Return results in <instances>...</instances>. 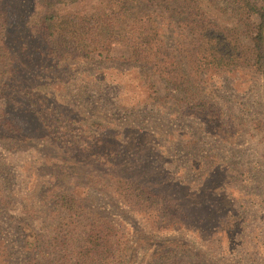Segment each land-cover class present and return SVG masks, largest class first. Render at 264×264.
<instances>
[{
    "label": "rangeland",
    "instance_id": "obj_1",
    "mask_svg": "<svg viewBox=\"0 0 264 264\" xmlns=\"http://www.w3.org/2000/svg\"><path fill=\"white\" fill-rule=\"evenodd\" d=\"M85 1L84 10L106 3ZM210 8L220 24L240 19L231 7ZM162 31L167 56L179 32ZM181 42L184 54H172L181 66L176 88L120 43L90 58L26 60L34 78L21 110L29 117L34 109L40 121L29 124L34 142L0 144V236L12 253L0 264H31L24 219L45 250L36 260L61 264L50 228L65 224L49 199L55 187L70 189L91 220L114 227L113 246L96 264H152L168 249H179L183 264H264V63L195 78L186 56L193 46ZM126 178L160 195L164 223L125 199Z\"/></svg>",
    "mask_w": 264,
    "mask_h": 264
},
{
    "label": "trees",
    "instance_id": "obj_2",
    "mask_svg": "<svg viewBox=\"0 0 264 264\" xmlns=\"http://www.w3.org/2000/svg\"><path fill=\"white\" fill-rule=\"evenodd\" d=\"M85 2L0 0L2 146L9 144V148L34 142L35 135H31L29 124L38 125L39 115L33 109L28 117L26 110L22 113L21 109L22 95L27 86L24 84L34 78L30 77V67L25 70V62L28 60L29 66L35 53L71 61L90 58L95 53H110L115 44H125L139 62L174 87L181 78V66L179 58L172 54L185 45L181 40H190L189 45L193 46V53L186 56L191 76L195 78L211 71H233L246 65L255 67L264 63V10L256 0H106L103 7L84 10L82 5ZM214 5L231 7L239 13L240 19L232 26L220 24L218 17L211 13L210 7ZM253 18L257 21H252ZM164 25L179 32L174 39L178 49L167 56L164 53L168 32L162 31ZM31 45L35 46L34 51ZM178 54L184 52L179 51ZM32 99L34 101L30 104L34 107L35 96ZM175 102L181 105L179 100ZM205 104L199 103L198 106L205 107ZM120 180L125 182V199L128 202L138 203L148 210L153 208L152 211L157 212L154 218L158 219V225L165 222L169 213L165 209L159 210L160 195L134 185L128 178ZM48 191L51 204L64 214L61 220L65 224L56 225L54 229L50 226L57 235L59 251L65 253L61 264H96L99 255L104 253L107 257L109 247L113 246L111 235L115 234L114 227L98 221L102 220L100 218L91 220L88 212L86 215L85 204L67 187ZM1 202L3 195L0 190ZM4 206L9 208L7 203ZM52 211L53 208L50 214ZM26 213L34 215L35 211ZM78 219L81 220L79 224L76 223ZM20 230L24 234L23 247L30 253L31 264H40L36 256L45 253L40 235L26 219L22 220ZM1 238L0 255L4 261L12 262V253ZM179 253V249L162 251L152 264H183Z\"/></svg>",
    "mask_w": 264,
    "mask_h": 264
}]
</instances>
